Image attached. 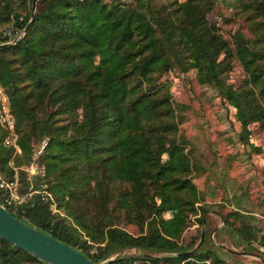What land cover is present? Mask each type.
I'll return each instance as SVG.
<instances>
[{
    "label": "trees",
    "instance_id": "obj_1",
    "mask_svg": "<svg viewBox=\"0 0 264 264\" xmlns=\"http://www.w3.org/2000/svg\"><path fill=\"white\" fill-rule=\"evenodd\" d=\"M32 2L0 0V27L12 31L0 35V89L13 116L12 129L0 121V172L15 174L20 190L45 184L52 199L36 191L6 208L95 262L113 245L162 252L101 264H232L214 243L183 241L187 217L199 214L202 224L206 208L197 204V164L179 135L182 114L161 77L192 68L235 108L244 133L253 122L264 128V0H37L25 33L1 43L28 23ZM218 4L247 10L250 35L237 28L225 38L208 19ZM233 58L245 72L237 86L223 77ZM42 137L48 145L29 175L22 156L31 160ZM244 217L231 209L224 222L242 241H259ZM0 264L47 263L0 236Z\"/></svg>",
    "mask_w": 264,
    "mask_h": 264
},
{
    "label": "rangeland",
    "instance_id": "obj_2",
    "mask_svg": "<svg viewBox=\"0 0 264 264\" xmlns=\"http://www.w3.org/2000/svg\"><path fill=\"white\" fill-rule=\"evenodd\" d=\"M208 19L216 24L225 38H229L237 28L250 35L247 10L218 4L208 13ZM0 32L1 36L12 33L7 24L0 27ZM244 76L242 65L238 59L233 58L231 67L223 75L225 81L237 86L243 82ZM161 80L169 84L172 99L177 104L178 112L182 114L179 135L188 140L186 149L197 164L191 176L200 190L201 200L197 204L206 208L202 214V224L197 221L199 214L187 217L188 226L183 231V241L194 242L193 247L214 243L218 254L232 264H264V244L259 242L264 240V128L253 122L248 125V132L244 133L236 118L235 108L213 86L200 83L192 68L187 71L169 70L162 75ZM2 95L7 102L5 93L0 89V97ZM0 132L2 134L1 127ZM19 148L15 150L17 153L21 152L20 145ZM22 159L28 168V156L23 154ZM47 191L50 193L49 199H52L51 192ZM51 207L72 221L71 216L64 209L57 208L55 202H51ZM237 208L242 209L244 221L258 229V235H262L259 241H247L245 246L235 245L231 241L230 235L235 230L226 227L224 214ZM171 214L172 211L166 212V215ZM121 226L133 233L138 231L134 224ZM202 231L204 235L200 240ZM86 238L88 239L87 236ZM89 244L90 250H95L98 243L90 241ZM241 251L250 253L243 254ZM109 252L110 256L162 254L115 245ZM134 264H148V260L137 259Z\"/></svg>",
    "mask_w": 264,
    "mask_h": 264
},
{
    "label": "water",
    "instance_id": "obj_3",
    "mask_svg": "<svg viewBox=\"0 0 264 264\" xmlns=\"http://www.w3.org/2000/svg\"><path fill=\"white\" fill-rule=\"evenodd\" d=\"M36 1L37 0H33L32 2L31 17L28 23L22 30L16 33L10 41L1 43H14L25 33L33 19ZM203 235L204 232L202 231L200 240H202ZM0 236L10 243L31 252L41 260L51 264H101L116 256L113 255L101 262H95L78 248L57 238L36 225L17 217L1 203Z\"/></svg>",
    "mask_w": 264,
    "mask_h": 264
},
{
    "label": "built area",
    "instance_id": "obj_4",
    "mask_svg": "<svg viewBox=\"0 0 264 264\" xmlns=\"http://www.w3.org/2000/svg\"><path fill=\"white\" fill-rule=\"evenodd\" d=\"M0 121L10 129L13 128V116L11 115L9 106L3 95L0 97ZM5 142L14 145L16 151L20 149L19 145L15 142L14 138L9 135L5 137ZM47 145H48V137H42L35 144L33 148L32 158L29 161V167L27 168L29 175L34 174L38 170L37 159L39 155L47 147ZM0 188L4 190V196L2 197V201H0V203L5 207L6 204L17 205L22 203L31 193L36 191L41 195L42 199L44 200H48L50 195V193L45 188V184H42L37 189L29 188L26 190H20L18 178L15 174L10 178H6L2 176L1 172H0ZM47 264H51V263H47Z\"/></svg>",
    "mask_w": 264,
    "mask_h": 264
},
{
    "label": "crops",
    "instance_id": "obj_5",
    "mask_svg": "<svg viewBox=\"0 0 264 264\" xmlns=\"http://www.w3.org/2000/svg\"><path fill=\"white\" fill-rule=\"evenodd\" d=\"M239 236L236 234V233H234V234H231L230 235V239H231V241L235 244V245H247V241H242L241 239H239L238 238ZM252 246V245H251ZM243 254L244 253H250V252H247V251H241ZM257 257L259 258V256L257 255Z\"/></svg>",
    "mask_w": 264,
    "mask_h": 264
}]
</instances>
